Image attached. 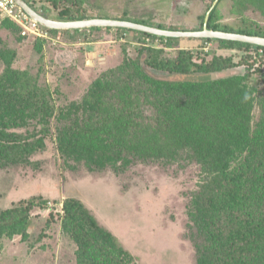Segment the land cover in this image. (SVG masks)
Segmentation results:
<instances>
[{"label": "trees", "instance_id": "obj_1", "mask_svg": "<svg viewBox=\"0 0 264 264\" xmlns=\"http://www.w3.org/2000/svg\"><path fill=\"white\" fill-rule=\"evenodd\" d=\"M24 1L56 21L94 18L86 8L91 0ZM37 2L41 6L36 7ZM249 2L264 16V0H239L238 15ZM221 3L210 12L208 29L264 37L263 27L220 22ZM3 20L17 38L43 41L22 37L15 23ZM133 22L154 26L144 20ZM114 30L161 42L180 40ZM200 41L238 51L255 48ZM255 49L262 50L257 53L261 68L251 71L252 56L246 55L249 64L241 66L245 74L240 75L233 71L234 64L220 63L217 57L198 63L192 52L177 50L172 58L162 59L161 50L148 46L131 59L123 45L120 65L99 74L83 96L70 103L65 93L51 91L28 71L14 69V50L0 49V169H35L31 158L44 151L47 140L55 143L62 165L73 173L85 169L123 178L139 167H158L171 175L195 168L199 181L185 197L186 239L194 264H264V48ZM190 75L209 77L182 79ZM252 75L259 78H253L254 85L261 81L262 89H247L245 79ZM255 108L260 118L252 123ZM37 201L24 200L1 210L0 238L23 234ZM62 211L60 226L76 246L75 264H134L130 252L82 202L66 200Z\"/></svg>", "mask_w": 264, "mask_h": 264}, {"label": "rangeland", "instance_id": "obj_2", "mask_svg": "<svg viewBox=\"0 0 264 264\" xmlns=\"http://www.w3.org/2000/svg\"><path fill=\"white\" fill-rule=\"evenodd\" d=\"M239 0H222L218 20L241 27H263L264 16L251 3L242 11ZM215 0H91L87 6L94 18L125 17L131 21H148L165 30L197 31ZM41 6L38 2L36 7ZM0 15V49L16 52L13 68L28 71L51 91L58 90L71 100L80 99L89 84L103 71L116 68L126 56L137 58L143 47L161 50L159 57L172 58L177 50H187L200 63L213 57L234 64L233 71L245 74L249 50L238 51L216 43L180 39L168 43L147 39L132 32L94 28L87 30L48 29L47 39L21 40L7 29ZM255 49V48H254ZM256 51V49H255ZM251 63V62H250ZM254 64V63H251ZM264 65V62H262ZM220 65V64H219ZM1 72V65H0ZM209 76H186L184 80L205 81ZM250 76L247 89H262ZM230 88L228 85L227 88ZM221 90V88H220ZM222 93L223 90H221ZM219 92V93H221ZM254 110L252 123L259 120ZM32 167L0 169V211L20 201L36 198L38 206L30 212L25 232L11 239L0 238V264H75L76 246L62 232L60 215L66 200L82 202L98 223L114 234L135 258L134 264H194V255L186 237V194L199 181L198 171L189 168L171 175L158 167H139L123 178L112 172L90 173L85 169L73 173L64 168L55 143L47 140L44 151L31 158ZM211 187V186H210ZM219 187V180L213 190ZM36 202V201H35Z\"/></svg>", "mask_w": 264, "mask_h": 264}, {"label": "water", "instance_id": "obj_3", "mask_svg": "<svg viewBox=\"0 0 264 264\" xmlns=\"http://www.w3.org/2000/svg\"><path fill=\"white\" fill-rule=\"evenodd\" d=\"M22 11L40 26L50 30L80 31L94 28L120 29L126 31H135L150 36L174 39H192V40H221L247 44L253 47L264 48V37L236 34L222 31H213L207 28V21L210 12L213 10L219 0H215L204 18L201 30L197 31H170L160 29L154 26L138 24L133 21L110 19V18H87L74 21H56L46 18L38 13L34 8L28 5L24 0H13Z\"/></svg>", "mask_w": 264, "mask_h": 264}, {"label": "built area", "instance_id": "obj_4", "mask_svg": "<svg viewBox=\"0 0 264 264\" xmlns=\"http://www.w3.org/2000/svg\"><path fill=\"white\" fill-rule=\"evenodd\" d=\"M0 15L15 23L20 28V35L22 37L47 39L45 28L27 16L13 0H0ZM248 53L252 56L250 62L254 63L252 64L251 71H254L255 68H261L257 53L261 54L262 50L258 49L255 51V49L251 48Z\"/></svg>", "mask_w": 264, "mask_h": 264}, {"label": "clouds", "instance_id": "obj_5", "mask_svg": "<svg viewBox=\"0 0 264 264\" xmlns=\"http://www.w3.org/2000/svg\"><path fill=\"white\" fill-rule=\"evenodd\" d=\"M44 28V27H43Z\"/></svg>", "mask_w": 264, "mask_h": 264}, {"label": "flooded vegetation", "instance_id": "obj_6", "mask_svg": "<svg viewBox=\"0 0 264 264\" xmlns=\"http://www.w3.org/2000/svg\"><path fill=\"white\" fill-rule=\"evenodd\" d=\"M218 3V2H217Z\"/></svg>", "mask_w": 264, "mask_h": 264}]
</instances>
